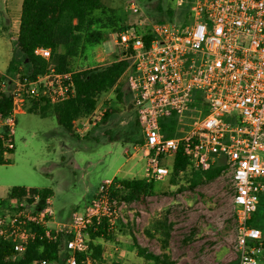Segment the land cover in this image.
<instances>
[{
    "label": "built area",
    "instance_id": "1",
    "mask_svg": "<svg viewBox=\"0 0 264 264\" xmlns=\"http://www.w3.org/2000/svg\"><path fill=\"white\" fill-rule=\"evenodd\" d=\"M178 5L187 7L184 22L162 20L145 25L139 6L131 1L128 6L139 17L135 26L118 33L130 61L122 77L144 136L139 149L147 159L145 178L168 175L170 167L161 159L181 146L195 169L224 162L234 185L238 264H258L264 236L249 221L264 194V0H179ZM35 53L49 58L51 49L38 46ZM11 83L15 87L13 109L7 116L0 114L9 149L14 148L15 115L24 110L26 100L43 94L58 102L74 91L71 72H56L54 66L33 81L10 79ZM102 114L97 105L74 122L88 129ZM172 114L189 130L165 137L161 120ZM113 183L114 178L102 182L84 212H74L55 226L50 225L56 218L51 195L38 209L24 206L19 201L23 198H13L19 201L17 209L0 214V238L12 239L16 254L22 256L37 234L33 226H45L49 238L67 235L68 255L63 264H77L76 253L89 251L90 226L106 219L116 239L124 230L126 202L110 196ZM24 198L36 201L40 194L29 191ZM118 244L113 245L117 248ZM109 249L113 246L107 244L106 256ZM36 264L50 263L40 260Z\"/></svg>",
    "mask_w": 264,
    "mask_h": 264
},
{
    "label": "rangeland",
    "instance_id": "2",
    "mask_svg": "<svg viewBox=\"0 0 264 264\" xmlns=\"http://www.w3.org/2000/svg\"><path fill=\"white\" fill-rule=\"evenodd\" d=\"M103 1L109 9L107 17L123 19L134 26L139 15L128 6L131 1L139 6L145 25L159 18L175 23L186 20V5L179 6V0ZM18 25V17L11 15L0 0V71L7 68L13 55ZM119 32L105 33L101 43L74 59V68L103 66L118 56L125 57L118 42ZM20 72H2L0 91L12 93L15 87L14 83L10 84V79L13 82L20 79ZM119 85L124 92L122 100L112 89L102 93L97 103L102 111L109 106L115 108L110 118L106 122L100 119L88 129L74 122L73 134L58 123L52 111L46 116L28 111L31 100H26L25 111L15 115L11 136L14 148L5 154L9 162L0 164V196H6L13 186L30 188V193H34L33 189L50 188L51 205L56 215L50 225L55 226L57 221L68 220L74 212H84L105 180L116 176L145 178L147 159L139 149L141 144L134 141L142 138L143 133L135 122V109L131 106L124 77ZM179 123L176 135L189 130V125ZM5 129L0 125V134L6 133ZM173 159L174 154H169L162 162L171 168ZM193 170L192 166L188 167L175 177L174 182L171 171L162 179H151L155 187L145 201H133L123 206L126 220L123 221L124 230L118 232L119 244L116 248L105 243V246H113L107 253L110 260L115 259L120 264H147L135 248L124 246L132 245L136 239L155 253H169L176 264H237L239 251L232 174L225 169L217 176H205L194 186L191 184ZM19 201L34 208L39 199ZM19 201L11 199L0 204V213L15 211ZM255 213L264 228V201L261 200ZM160 224H163L162 228ZM164 229L170 230L167 240ZM258 258V264H264V251Z\"/></svg>",
    "mask_w": 264,
    "mask_h": 264
},
{
    "label": "trees",
    "instance_id": "3",
    "mask_svg": "<svg viewBox=\"0 0 264 264\" xmlns=\"http://www.w3.org/2000/svg\"><path fill=\"white\" fill-rule=\"evenodd\" d=\"M108 11L109 9L103 0L22 1L18 35L13 43V55L5 74L19 73L22 69L19 78L22 80L27 78L29 81H33L39 75L46 73L50 66H54L56 72H71L74 91L68 98L51 102L43 94L31 97L29 98L31 104L27 110L41 116H46L48 111H52L58 123L72 134L74 133V120L92 113L102 93L115 89L117 98L119 100L123 99L124 92L119 85V81L130 64L127 57L118 56L106 65L80 69L74 68L73 64L75 58L85 55L89 48L101 43L104 40L105 33L122 31L134 26L123 19L107 17ZM162 20V18L156 19V21ZM144 37L148 40L149 36L145 34ZM38 46L49 47L51 49L50 57L45 58L36 54L35 49ZM3 74L0 72V77ZM128 92L130 94V91ZM131 106L133 107L132 103ZM12 109V93L0 91V114L7 116ZM114 112L115 108L109 106L103 111L101 121L106 122ZM135 122L141 128L136 111ZM177 127L178 121L175 114L161 120V128L165 137L174 136ZM112 139L116 138H110V140ZM6 140H8V136L4 133L3 137H0V164L9 162L5 154L11 149H7L5 146ZM134 141L143 144L144 136ZM190 166L189 157L183 152V147H179L174 154L170 168L173 182L178 174L186 171ZM226 167L227 165L221 162L206 170L195 169L193 170L191 184L197 185L205 176H217ZM154 187L153 180L116 176L113 185L109 189V194L112 198L118 199L119 202H143ZM30 190L25 186H13L6 196H0V204L10 202L13 198L22 199ZM33 190L36 192L38 189ZM38 193L40 198L36 203L37 205L34 206L35 209L42 207L45 198L52 195V190L43 188L39 189ZM261 200L264 201V194ZM261 200L259 203H261ZM28 201L32 202L33 199L29 198ZM249 223L264 230L257 220L256 213H253ZM160 225V228H162L163 224ZM33 228L37 234L28 242L27 249L22 256L16 254L12 239L0 238V264H36L40 260H46L50 264H63L65 262L68 255L65 250L67 235L60 234L57 238H49L45 235L47 229L45 226H33ZM87 232L89 251L87 253H76L77 264H120L117 260H110L105 255V243H119L113 230H110L107 226L106 219L90 226ZM164 234L167 240L170 236V230L164 229ZM124 246L135 248L137 254L147 264H176V260L169 253H155L137 243L136 239H134L132 245L125 244Z\"/></svg>",
    "mask_w": 264,
    "mask_h": 264
},
{
    "label": "crops",
    "instance_id": "4",
    "mask_svg": "<svg viewBox=\"0 0 264 264\" xmlns=\"http://www.w3.org/2000/svg\"><path fill=\"white\" fill-rule=\"evenodd\" d=\"M22 1L23 0H3V2L5 4V9L8 10V12L11 15H16L18 17V21L19 22H20V13H21ZM18 30H19V25H18ZM14 37L16 38L17 36H14ZM6 69L2 70L0 72H5ZM24 111L25 110H23L22 112H24Z\"/></svg>",
    "mask_w": 264,
    "mask_h": 264
}]
</instances>
